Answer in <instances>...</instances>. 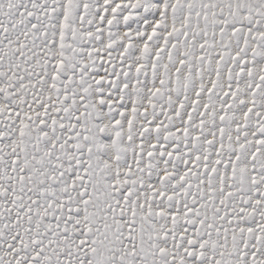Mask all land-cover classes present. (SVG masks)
<instances>
[{
	"label": "snow or ice",
	"instance_id": "1",
	"mask_svg": "<svg viewBox=\"0 0 264 264\" xmlns=\"http://www.w3.org/2000/svg\"><path fill=\"white\" fill-rule=\"evenodd\" d=\"M0 264H264V0H0Z\"/></svg>",
	"mask_w": 264,
	"mask_h": 264
}]
</instances>
